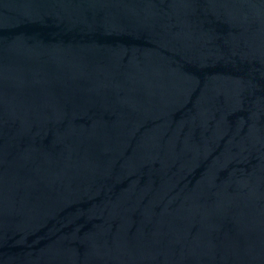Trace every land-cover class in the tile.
I'll return each mask as SVG.
<instances>
[{"label": "water", "instance_id": "1", "mask_svg": "<svg viewBox=\"0 0 264 264\" xmlns=\"http://www.w3.org/2000/svg\"><path fill=\"white\" fill-rule=\"evenodd\" d=\"M0 264H264V0H0Z\"/></svg>", "mask_w": 264, "mask_h": 264}]
</instances>
